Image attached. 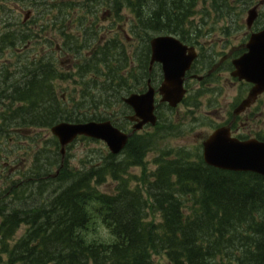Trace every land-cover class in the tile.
I'll use <instances>...</instances> for the list:
<instances>
[{
	"label": "trees",
	"instance_id": "16d2710c",
	"mask_svg": "<svg viewBox=\"0 0 264 264\" xmlns=\"http://www.w3.org/2000/svg\"><path fill=\"white\" fill-rule=\"evenodd\" d=\"M256 3L109 0L116 16L128 8L136 20L134 32H144L146 48L137 52L139 71L131 70L135 60L119 42L101 45L98 40L86 66H76L81 68L77 74L82 100L71 106L56 91L58 82L71 75L58 71L52 56L33 59L14 80L0 71V103L5 104L0 109V264H264L260 174L209 166L202 147L163 148L158 132L134 136L120 159L102 153L94 165L78 170L70 166L68 156L61 167L60 145L54 137L40 150L15 140L31 128L50 129L61 121L108 119L111 104L121 100L131 79L134 88H140L150 77H161L160 70L149 71V41L154 35L174 34L193 44L208 27L244 28L242 15ZM198 15L201 24L195 25ZM215 15L217 21L206 19ZM94 19L90 28L97 35L100 18ZM222 20L226 26L221 28ZM83 50L77 51V58L86 57ZM89 101L91 109H83ZM256 136L264 140V134ZM152 150L160 154L156 169L148 170L144 160ZM132 167L144 168L134 176L129 172ZM109 178L117 181L116 188L101 191L99 186ZM95 218L110 230L113 242L87 240ZM22 225L25 231L17 238Z\"/></svg>",
	"mask_w": 264,
	"mask_h": 264
},
{
	"label": "rangeland",
	"instance_id": "374dc122",
	"mask_svg": "<svg viewBox=\"0 0 264 264\" xmlns=\"http://www.w3.org/2000/svg\"><path fill=\"white\" fill-rule=\"evenodd\" d=\"M58 1L59 0H44V2L46 3H57ZM73 1H75V5H79L78 1L82 0ZM258 1L260 0H257V2ZM32 5L33 3H30L29 0H0V33L5 32L6 34H9L11 32V29H13L12 31L14 32H19V30H16L15 28H20L19 24L22 25V9L24 8V10H27ZM250 7H252V5H250ZM45 11L49 16L48 18L43 16V19L36 25L32 23L28 25L30 32L34 34V37H39V42H33L32 45L26 47L27 50L24 49L23 51H18L17 44H11L9 36L7 37V42H3V40L1 41L0 71L3 70L5 72V74L7 75L6 78L14 80L16 76L22 73L19 70L23 66L29 67L32 60L36 58L35 55H42L46 52L51 51L52 49H58V47H60L62 48V50H57L53 54L57 58L55 59L56 67L60 72L72 73V76L69 79L60 80L58 82L57 93L59 95H66V105L69 104V106H71L74 102H77L78 104L79 101L82 100L81 91L83 89L77 83L82 82V79L79 75L76 74V71L73 68L77 64L85 65L86 60H88L89 58L85 57L84 55H82L80 58H76L77 54L72 49H64V31H67V26L65 24L68 21L63 19L61 10L55 9V7L51 6V8H48ZM62 11L64 15L67 14V18L70 16V12L67 8L64 9V7L62 6ZM261 11H264V0L260 12ZM79 12L85 15L84 9L80 10ZM99 15L102 17V19L99 21V33L102 37H104L99 43L104 44L106 39H117L116 41L126 49L127 53L137 59V64H134V66H138V64H141L138 59L140 54L138 55L137 52L141 53V51L146 48V45H143L145 41L142 40V38H144V32L141 29L139 33L134 32V25L136 23V20L133 13L127 8H123L122 12H120V14L116 16L114 11L111 14V12L105 6H103L99 10ZM242 17V25L244 28L235 27L231 28L230 30L217 29L212 31L209 30L208 27L205 32H202V34L199 36V42L203 44V47L215 43L214 45H212V47H215L217 51H220L224 48L223 44H221L222 41L220 39H230L231 42H229L230 44L225 49L227 52L230 48H232V46L238 45L240 43V40H242V38L246 36L247 31H249L246 27L248 10L243 13ZM206 19L217 21V16L215 15ZM199 24H201L200 15L196 16L195 22V25ZM256 25L257 27H262L264 25V15H260V18ZM69 26L70 27L67 32L79 36L81 39L79 43L82 44L85 38V30L83 26L79 22L78 24L70 23ZM218 26H220L221 28L225 27V21L222 20L218 22ZM25 27L26 26H24V28ZM61 27H63L62 32L60 30ZM75 29L79 30L80 32L75 31ZM49 39L51 40V42L49 41ZM97 41V38L92 39V45H94ZM90 46L91 45L84 46L83 53H90V48H88ZM222 71V75L217 74L214 78L215 80L211 82L207 81L202 84L198 82L197 79H193L192 81H190L191 88L189 93V100H187V102L184 104H180L179 107L174 110H171L168 107H163L161 109L159 129H144L140 131V133H145V135H147L148 133H160L161 138L159 139L158 144L163 148L187 147L190 149L195 146H198L200 148L203 140H205L214 131L216 126L222 124L225 120H228L229 112L233 110L237 102L241 101L248 92L246 86L243 83H232L229 67L227 70L225 68L222 69ZM91 75L92 73L88 75V77H90ZM127 91L128 90H124V94H126ZM7 101L9 100H6V102L4 100L5 103H8ZM3 104H0V109H2V107L5 105ZM123 108L124 106L118 104L115 110H112V108L110 109V113H112L113 111L115 113L117 111L121 112ZM117 119L119 122L124 123L122 118L119 117ZM239 124L240 125H238L237 129L238 135H247L250 138L254 137L258 132L264 134V96H262L258 100V102L251 106L248 110H245L242 113ZM169 125L170 128H166V126ZM173 125H177V128H174ZM128 128L131 129L130 124L128 125ZM147 130L149 132H147ZM23 135L25 134L23 133ZM51 137H53L51 129L31 128L25 136L18 137L15 140L19 141L27 148L35 147L36 150H40L46 145V140L50 139ZM15 144L16 143L14 142V144L11 143L10 145L13 148V145ZM107 152H109V150L105 143L86 141L80 138L74 143L73 146L67 149L65 155L68 156V162L70 166L78 170L83 169L87 166L89 167L90 165H94L95 161L99 157L103 156L100 154H105ZM159 154L160 153L158 151L152 150L149 154L146 155L144 164L146 165L145 167H147L148 170L156 169L157 164L155 160L156 157L159 156ZM32 156V152L29 153L27 162V164L29 165H31L32 163ZM14 167L15 166L12 167L13 170H16ZM143 168L132 167L129 172L134 176L140 175ZM9 169L10 168H8L7 170ZM135 183L136 182H133L132 185H136ZM116 186L117 181L113 178H109L106 183L99 186V189L104 192H113ZM99 220L95 219L90 229L87 230V240H97L105 243H111L114 238L111 236L110 230L105 227L100 218ZM24 231L25 225H22L17 232V238H19ZM157 260H161L164 263L166 262V260L163 258H158Z\"/></svg>",
	"mask_w": 264,
	"mask_h": 264
},
{
	"label": "water",
	"instance_id": "95a60500",
	"mask_svg": "<svg viewBox=\"0 0 264 264\" xmlns=\"http://www.w3.org/2000/svg\"><path fill=\"white\" fill-rule=\"evenodd\" d=\"M258 7L248 11L247 25L251 28L258 17ZM151 64H162L164 80L159 88L163 102L176 107L184 98L185 76L197 58L195 47L184 44L175 35H160L151 40ZM249 51L234 61V76L254 84L248 97L235 109L238 115L255 102L264 92V29L254 32L247 44ZM155 93L150 87L142 94L134 93L125 98L135 111L132 120L138 121L134 127L140 129L144 124L157 123L155 115ZM59 139L61 153L66 154L67 146L79 135L103 140L110 151L119 153L127 144L130 135L121 131L111 121L86 123L61 122L51 128ZM203 157L208 165L231 171H252L264 176V141L258 139L240 140L231 135V127L218 128L203 142Z\"/></svg>",
	"mask_w": 264,
	"mask_h": 264
},
{
	"label": "flooded vegetation",
	"instance_id": "af4514ba",
	"mask_svg": "<svg viewBox=\"0 0 264 264\" xmlns=\"http://www.w3.org/2000/svg\"><path fill=\"white\" fill-rule=\"evenodd\" d=\"M48 1H50V0H48ZM67 1H69V2H67ZM90 1H93V0H90ZM37 3H40V1H37ZM54 6H55V9H59V10H61V14H63V19L64 20H66V14L64 15V13H63V11H62V6L64 7V9L65 8H67L68 9V11L70 12V14H72V12L70 11L71 10V8H70V5L68 4V5H65V4H67V3H75V1H73V0H59L57 3H53V2H51ZM63 3V4H62ZM78 3L79 4H82V1H78ZM83 6H84V11H85V13H87L88 12V10H89V7H88V1L87 0H84L83 1ZM47 8V6L46 7H44L43 9H42V7H38V6H32L31 7V9H29L31 12L29 13V16H28V20L27 21H23V23L25 24V25H27V27H25L24 29L23 28H21L20 30H19V32L18 31H12L13 29H11V32L9 33L10 35H9V40H10V42H20V43H25V46L26 47H28V46H30V45H32L33 44V42H39V37H34V34L33 33H31L30 32V29H29V27H28V25H30V23H32V24H34V25H36L39 21H41L42 19H43V16L44 17H46V18H48L49 16H48V14H47V12L45 11V9ZM22 9V8H21ZM24 10L22 9V12H23ZM87 16V15H86ZM88 18H90L91 20H92V17L90 16H87ZM68 21V23H71L72 22V20H67ZM74 24H77V23H74ZM82 25V24H81ZM83 26V28H84V30H85V38H84V40H83V42H82V44L81 43H79L80 42V37L79 36H77V35H73V34H71L70 32H67V31H64V35H65V48L64 49H66V50H73L76 54H77V51H79L81 48H84V46H89V45H91L90 47H88V48H90V53H88V54H86L85 53V55L88 57V58H90L91 56H92V54L96 51V47H92L93 45H92V42H91V40H92V35H93V33H94V31L89 27V26H87V25H82ZM70 27V26H69ZM16 30H18V28H15ZM69 29V28H68ZM60 30H61V32L63 31V27H61L60 28ZM75 31H78V32H80L79 30H76L75 29ZM2 34H3V36H2ZM8 34H6L5 32H2V33H0V43H1V41L3 40V42L4 41H6V36H7ZM88 39H90V40H88ZM49 41L51 42V40L49 39ZM70 45H69V44ZM67 44H68V47H67ZM71 44H72V46H71ZM81 47V48H80ZM57 50H62V48H60V47H58V49H52L51 51H49V52H46L45 54H42V55H37V56H39V58L40 59H42V60H44V58L45 57H49V56H52L51 58H54V59H57L53 54L57 51ZM18 51H22L21 49L19 50L18 49ZM229 52H232L233 54H232V57H230V58H228L225 62L223 61V62H221L220 64H219V66L215 69V66L213 67L215 70L214 71H212L211 73H208V75L209 76H213V75H216V74H218V75H222V73H223V71H222V69H228V67L229 66H227L225 63L226 62H229L230 61V59H232L234 56H235V53H237V55L236 56H238V57H240L243 53H245L246 52V48H245V44H244V42H241V40H240V43L238 44V45H234L231 49H229L228 50ZM202 52H199V56H198V58H197V60L195 61V63L193 64V66H192V69H191V71L189 72V78L188 79H190V78H193V75H195V74H198V72H200L201 70H202V73H204L205 72V70H206V68L204 69V62H205V60H203V54H201ZM227 55V53L224 55V56H226ZM77 56V55H76ZM204 62H203V61ZM133 67H134V64H133ZM157 68L160 70L161 68H160V64L159 63H157ZM229 70H230V77H231V81H232V83H243L245 86H246V88H247V90H248V92L250 91V89H251V87H252V84H250V83H248V82H245V81H243V82H241L238 78H236V77H233L232 76V72H233V70H234V67L233 68H231L230 69V67H229ZM161 73V71L159 72V74ZM207 75V76H208ZM206 76V77H207ZM158 77V76H157ZM161 77H162V73H161ZM205 78V77H204ZM203 78V79H204ZM202 79V80H203ZM209 80V79H208ZM215 80V79H214ZM190 81H192V79H190L188 82H187V87L189 88V86H190ZM151 82H152V84L153 85H155V86H157L158 87V85L159 84H161V79H159V78H157V79H152L151 78ZM190 88H191V86H190ZM133 90H134V93H143L145 90H144V86H142V87H138V88H133ZM248 92H247V94H248ZM130 94H128L127 96H129ZM262 96H264V94L262 95ZM262 96H259L258 97V100L262 97ZM158 97V96H157ZM244 98V97H243ZM243 100V99H242ZM241 100V101H242ZM258 100H257V102H258ZM256 102V103H257ZM127 108H128V111H129V114L128 115H126L125 116V119H129L128 117L130 116V114L131 115H133L134 114V112H133V108L129 105H127ZM249 109V108H248ZM242 115V114H241ZM241 115H239V116H237V118H236V120L235 121H233V117L231 118V119H228V120H225L224 122H223V124L224 125H231L232 126V131L235 133V134H237V129H238V125H240L239 123H240V117H241ZM118 118V117H117ZM129 121V120H128ZM129 122H131V121H129Z\"/></svg>",
	"mask_w": 264,
	"mask_h": 264
}]
</instances>
